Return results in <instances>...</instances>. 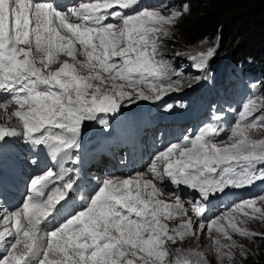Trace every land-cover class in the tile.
I'll return each mask as SVG.
<instances>
[{
    "label": "snow or ice",
    "instance_id": "6c2138e0",
    "mask_svg": "<svg viewBox=\"0 0 264 264\" xmlns=\"http://www.w3.org/2000/svg\"><path fill=\"white\" fill-rule=\"evenodd\" d=\"M187 11L184 5L165 15L141 0H74L63 6L58 0H0V147L23 139L44 147L53 161L76 163L79 156L72 152L80 147L84 121L117 113L133 97L160 100L178 91L182 81L172 80L174 70L160 48ZM213 53L209 48L190 59L202 69ZM221 119L213 115L149 165L155 180L167 177L198 191L200 200L189 201L190 209L179 195L174 203L159 199L161 190L145 173L103 181L77 208L76 182L65 178L72 170L61 164L59 172L49 169L30 181L20 207L3 211L0 264H166L169 244L204 233L216 264H235L234 250L252 256L233 237L264 240V232L247 227L264 222V194L207 222L201 201L229 187L264 182V95L249 97L227 129ZM221 133L225 140L218 139ZM176 217L187 218L170 228L167 221ZM175 252L167 264H211L204 252Z\"/></svg>",
    "mask_w": 264,
    "mask_h": 264
},
{
    "label": "trees",
    "instance_id": "16d2710c",
    "mask_svg": "<svg viewBox=\"0 0 264 264\" xmlns=\"http://www.w3.org/2000/svg\"><path fill=\"white\" fill-rule=\"evenodd\" d=\"M188 11L163 38L160 51H172L201 39L213 40L214 53L207 57L206 71L220 73L238 66L256 77L255 95H264V0H173ZM189 86L183 87L184 93ZM254 253L239 256L235 264H264V240L256 238Z\"/></svg>",
    "mask_w": 264,
    "mask_h": 264
},
{
    "label": "rangeland",
    "instance_id": "374dc122",
    "mask_svg": "<svg viewBox=\"0 0 264 264\" xmlns=\"http://www.w3.org/2000/svg\"><path fill=\"white\" fill-rule=\"evenodd\" d=\"M141 3L144 6H148V7L151 6L149 2H146V0H141ZM163 5H166V7H162ZM163 5L153 6L152 8H159V10L165 15H168L172 9H176L178 11L180 10L179 6L175 2H173V0H163ZM170 31H171V33L173 32V26H170ZM209 48H212V49L214 48L213 40L208 39V38H204V39H201L195 43L177 47L176 49H173L172 51L166 50V52H163V53L160 51L162 58L167 60L170 63L171 68L174 70V72H169V75L171 76L172 80L180 79L182 81V83H181L180 89L178 91H172V92L168 93L167 95L163 96L160 100H151L149 103H146L145 101H139L141 99L136 100L135 97H133V99L135 100V103H138V106H136L137 109H139V108L146 109L144 112L145 113V119L150 117V115L153 118H155V116H158V119H160L161 117L173 115L177 111L181 112V110L179 108H181L183 106L182 105L180 106V104L177 101H174V100L168 101L167 97H170L171 93H177L176 98H180V95L178 93L181 92V89L183 87H187L190 85L195 87L196 85L202 84V83H200V80L197 79L200 77V75H199L200 68H197L195 66L199 61L198 60H192V59H190V57L196 56L200 52H207V50ZM206 61H207V58L204 62V65L206 64ZM58 66L59 65H54L53 67H58ZM222 72H223V70L220 73L212 72V74L216 75V76H220ZM210 79H213V78L210 77ZM221 81H228V83H231V85H229V87H231L234 90L238 89L240 87L239 98L234 99V100L231 99L230 106L228 108L226 105V98L224 96V91L217 94V97H216L217 106H219L221 109H226V110L220 111L218 113V115H220L222 117L220 122H222V126H224L225 128H228L234 122L237 113L239 112V110L242 107V104L249 97H251L255 94H252L250 87H249L251 80L244 77L243 74L241 73L240 69H238L234 66H232V68H228L225 71V77H223ZM254 84H255V82H254ZM223 85L224 84L221 83V84H219V87H222ZM196 94H198V93H192V96L196 95ZM213 94L216 95V89H215L213 84H208V89L206 90V102H208V100H209L208 96H211ZM256 96H259V95H256ZM183 99L189 100V98H183ZM233 101H234V103H233ZM175 102L179 108L176 106ZM169 105H171V108L168 107ZM187 108L192 109L193 108L192 104H190ZM141 113L142 112L140 111V114ZM105 114L107 115V113H105ZM186 117L187 118L185 120H183L182 122H175V121L169 120L168 118H171V116H169V117L164 119L163 124H165L168 121H171V123H169L167 125L158 126V123H159L158 122L157 127L162 128V130H163L162 135H165L168 132V133H172L173 136H175V137L189 135L193 132H196L198 130V128L195 127L193 124L194 119H195L193 112L189 111V113H188V115H186ZM153 121H155V120H153ZM4 122L5 121L0 120V123H4ZM84 122L87 124H90L92 122V120L84 121ZM151 123H153V122H151ZM13 124H15V120H13ZM138 125H140V124H138ZM82 133L83 132L80 131V135ZM226 138H227L226 134L221 133V136L218 139L225 140ZM166 142L168 144L170 141L167 140ZM172 142H175V141H172ZM141 143L143 144L144 142H141ZM145 147H146V145H145ZM144 150H145V148H144ZM119 177H125L126 178L129 176H119ZM247 189L240 190L241 193L234 199L233 203H231V207L235 203H238L242 200L254 198L260 194H264V182L259 181L258 184L256 186L251 187L249 189V191H247ZM167 193H173V192L167 191ZM174 195H175L174 199L171 197L172 195H167L168 197H171L172 200H170V199L166 200L165 198H162L161 196H160V199L164 200V201L166 200L167 202H173L174 203L177 195H179V196L181 195L184 198H187L186 197L187 193H181V194L175 193ZM194 196H196V200H200L199 194H195ZM225 197H229V196L226 195ZM182 200L183 199H181V201ZM187 201H188V198H187ZM201 202L205 204V201H201ZM188 204H189V201H188ZM231 207L225 208L222 210L220 209V211H221L220 213H218V211H217L214 214H212L214 212L215 208H219L218 204L216 203V205L212 206L209 211H206V216L203 219L205 220V222H207L210 219L220 217L223 214L229 212ZM189 208H191V205H189ZM188 215L192 216L193 219H197L191 211H189ZM186 218L187 217H176L175 220H171V221H167V222L169 223V227L171 228V227H175L177 224H179L181 219H186ZM247 227L249 229L256 231V232H264V222H261L258 220L257 221H250L247 224ZM213 235H215V233H213ZM233 238L235 240H237L239 243L243 244L249 251L254 253V244L253 243L255 242V240L253 241L250 238H242V237H239L238 235H234ZM210 244H211V240L209 239L207 233L198 234L195 237L186 238L184 241H177L176 244H169L168 247L170 249L171 254L167 258V261L174 260L176 257L175 249L180 248L182 250L192 249L195 251L204 252L206 258L211 262V264H216L215 253L208 251V246ZM234 251L236 252L235 262H239L238 258H239V256H242V255L239 252V250H234ZM167 261H166V264H167ZM224 264H228V262L225 261Z\"/></svg>",
    "mask_w": 264,
    "mask_h": 264
},
{
    "label": "bare ground",
    "instance_id": "6f19581e",
    "mask_svg": "<svg viewBox=\"0 0 264 264\" xmlns=\"http://www.w3.org/2000/svg\"><path fill=\"white\" fill-rule=\"evenodd\" d=\"M64 58H66V57H63V56L61 57V59H64ZM139 101H145L146 103H149L151 100H139ZM124 104L125 105H122V108L117 113H110V114L107 113V115L105 113H98L97 114V118L95 120H92V122L90 124H87V123L83 122V124L81 126V132H83V133L79 136V144H81L82 148H86V145H88L94 138L96 139L95 132H96V130H99V129L106 131L107 133H109V135H111L113 137H117V136H119V135H121V134H123L125 132H127L130 136L132 135V131L129 128V124H136L138 126V124L141 123V117L139 115V110L142 109V108L137 109L136 106H138V103H135V102L134 103H128L127 101H125ZM10 111H11V109H10ZM180 113L181 112L177 111L172 116L177 118ZM143 118H145V113L143 114ZM155 118L158 119V116H155ZM101 120L106 121V124L101 123L100 122ZM12 125H14L13 121L10 122V126H12ZM181 138H179L175 142L170 141L168 144H167V142H165L163 147L159 150V152L163 151L171 143L179 142L181 140ZM11 141L14 142L17 146L14 148L13 146H10L7 143L3 147H0V164H1L2 161H6L9 165H11L9 163V159L12 156H14V155L22 156L23 154L26 153L24 145L21 144L18 139H14V140H11ZM142 146L145 147V143H143ZM88 151L93 154L94 153V148L90 147L87 150V152ZM144 151L145 152L147 151V146L145 147ZM103 154H104V152H101V155H103ZM153 157L154 156L148 157V156L145 155V160L144 161H147L149 163H148V165H147L145 170H143L142 172H140V171H138V172L139 173H145L146 174L145 175L146 179L154 180V183H156L157 187L162 192V195H161L162 198H165L166 200H168V199L172 200L171 197L174 199L175 198L174 197L175 193H178V192L187 193V190L191 189L188 186H184V185L176 186L173 183H171L170 180L167 177H165V179L162 180V181L161 180H155L154 177L152 176L151 172L149 171V165H150ZM24 160L25 161L21 165L23 166V169L26 172H28L29 171L27 169L28 161L26 159H24ZM137 173H132V174H130L128 176L129 177H134ZM84 177H85V173L82 174L81 171L79 170L78 178H84ZM111 178H121V179H123L125 177H119V176H108L107 177V179H111ZM258 182L254 183V185H252V186L257 185ZM252 186H246V187H243V188L229 187V188H226L224 192L213 194L210 197L212 198L214 196L219 195V196L223 197L224 205L228 206L229 205V201L235 197L234 193L240 194L241 193L240 190L251 188ZM23 189H25V185L24 184L23 185L14 184L9 189V191H8L9 193L8 194H3V193L0 192V216H2L4 210H7L9 212L16 210V209H14V205L18 204L19 202L16 200L15 195H17L20 192H22ZM167 191L173 192L174 194L173 193H167ZM232 191L234 193H232L231 196L225 197L226 195L230 194ZM167 195H172V196L168 197ZM179 197H180V199H183L182 201L185 203V206L187 208H189V204H188L187 198H184L181 195ZM158 198L160 199V196ZM170 203H173V202H170ZM50 226H51V224L47 225L46 227H50ZM42 227H44V226H42Z\"/></svg>",
    "mask_w": 264,
    "mask_h": 264
}]
</instances>
